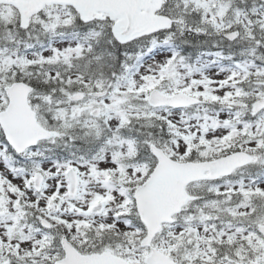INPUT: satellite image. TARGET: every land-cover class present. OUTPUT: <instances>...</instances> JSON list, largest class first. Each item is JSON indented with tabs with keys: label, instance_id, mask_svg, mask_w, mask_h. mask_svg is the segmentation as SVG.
Masks as SVG:
<instances>
[{
	"label": "snow or ice",
	"instance_id": "6c2138e0",
	"mask_svg": "<svg viewBox=\"0 0 264 264\" xmlns=\"http://www.w3.org/2000/svg\"><path fill=\"white\" fill-rule=\"evenodd\" d=\"M0 264H264V0H0Z\"/></svg>",
	"mask_w": 264,
	"mask_h": 264
}]
</instances>
